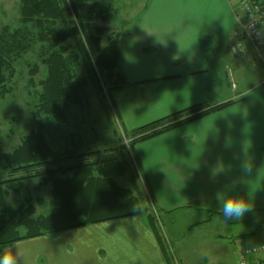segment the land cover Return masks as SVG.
Here are the masks:
<instances>
[{"label":"crops","instance_id":"obj_1","mask_svg":"<svg viewBox=\"0 0 264 264\" xmlns=\"http://www.w3.org/2000/svg\"><path fill=\"white\" fill-rule=\"evenodd\" d=\"M111 1L122 18L134 12L123 21L115 16L125 32V84L114 104L127 133L192 106L232 102L136 142L133 153L149 204L165 219L173 264H237L242 242H264L257 228L226 233L230 223L221 211L229 197L246 204L245 215L264 209V52L235 33L232 0ZM176 209L190 216L183 231H195L193 237L175 233L182 230ZM5 250L19 264H168L144 214L22 240L0 254Z\"/></svg>","mask_w":264,"mask_h":264},{"label":"trees","instance_id":"obj_2","mask_svg":"<svg viewBox=\"0 0 264 264\" xmlns=\"http://www.w3.org/2000/svg\"><path fill=\"white\" fill-rule=\"evenodd\" d=\"M16 25L0 26V103L16 87L17 61L37 45V58L29 68V86L42 66V79L31 110L36 123L12 150L0 144V251L16 242L115 218L144 214L164 250L173 258L156 222V208L146 207L120 180L127 163L111 148L80 150L70 134L64 146L54 148V138L42 118L64 125L71 106L88 105L84 64L96 93L102 88L120 89L125 84L119 62L121 36L111 0H19ZM106 35V36H105ZM105 36V38H104ZM232 102L204 108L196 105L133 129L132 145L181 124L196 120ZM30 108V107H29ZM42 117V118H41ZM37 180L36 184L33 182ZM51 186L50 199L34 198L32 189ZM9 193L21 197L6 203ZM142 202V203H140ZM37 205H36V204ZM37 206L41 212H37Z\"/></svg>","mask_w":264,"mask_h":264},{"label":"rangeland","instance_id":"obj_3","mask_svg":"<svg viewBox=\"0 0 264 264\" xmlns=\"http://www.w3.org/2000/svg\"><path fill=\"white\" fill-rule=\"evenodd\" d=\"M129 1V0H128ZM135 1V0H131ZM19 0H0V26L3 24H9L12 26L16 25V19L18 18V8ZM136 7V6H135ZM131 11L133 9L131 8ZM127 12V10H126ZM134 12L128 13V15H133ZM121 21L128 18L120 17ZM115 15V16H116ZM126 27L123 25V28ZM106 36V35H105ZM104 36V38H105ZM34 49L29 51L24 55V58L17 61V73L16 77V87L12 95L6 96V98L0 103V144L2 147L9 151L12 150L16 145L19 144L21 138L26 134L30 128L36 123L32 121L31 110L34 108L33 105L36 101L34 98L35 93L40 90L39 81L42 79V66H38V72H36L32 78L33 86H29V68L37 58V53L39 48L36 46ZM80 75L85 79L87 83L85 84V92L88 97V105L86 104L84 109L78 107H73L69 109L67 113V122L63 125H58L53 123V121L42 118V123L45 125V130L48 134L54 138L53 147L61 149L64 144L62 140H68L70 136L73 135L75 140H79L80 150H103L111 148L115 155L127 163V171L123 174L120 184L122 186L130 187L135 193H140L139 199H143L146 202V207L152 209L148 201V195L145 188V184L140 178L139 167L135 161L132 145V137L127 133L119 122L118 115L114 104V95L118 89L102 88L101 94L96 93L94 84L91 77L87 74V68L83 64L80 68ZM30 107V108H29ZM31 109V110H30ZM38 181L35 180L33 184ZM51 186L49 183L42 185L39 189L33 190L32 195L34 198L42 197L45 200L50 199ZM21 197L14 193H9L6 198V203L16 205L20 201ZM36 204V203H35ZM37 205V204H36ZM37 206V212H41ZM195 215L191 216V219ZM172 217L176 219H181V229L175 231L178 234H187L184 236H194L195 231L184 232L183 224L187 221L189 215L186 217L182 209H176ZM162 220L160 219V214H157L156 222L164 236L165 232L163 230ZM250 220V222H249ZM228 221L230 223L228 231L225 230L229 235H237L238 233L244 231L246 228H251V230L257 228V232L264 230V209L254 210L249 215L242 214L240 218L229 217ZM244 221H248L247 223ZM179 223V222H178ZM211 231H208L210 233ZM223 232V228H220V233ZM231 233V234H230ZM190 234V235H188ZM223 234V233H222ZM167 237V236H166ZM194 240L191 238V241ZM232 242V241H229ZM169 243V242H168ZM168 244V249L170 254L177 257L174 253L171 244ZM236 243V242H235ZM242 245H251L252 242H247ZM237 246L232 245L229 252L226 253V259L230 262L233 249ZM14 250V249H13ZM16 250V249H15ZM6 251V250H5ZM3 251L0 256L5 252ZM209 256V254H208ZM212 260H216L217 256H212ZM225 259V260H226ZM176 260V259H175ZM17 264H19L17 262Z\"/></svg>","mask_w":264,"mask_h":264},{"label":"built area","instance_id":"obj_4","mask_svg":"<svg viewBox=\"0 0 264 264\" xmlns=\"http://www.w3.org/2000/svg\"><path fill=\"white\" fill-rule=\"evenodd\" d=\"M236 34L247 37L257 53L264 52V4L260 0H232ZM237 264H264V242L242 247Z\"/></svg>","mask_w":264,"mask_h":264},{"label":"clouds","instance_id":"obj_5","mask_svg":"<svg viewBox=\"0 0 264 264\" xmlns=\"http://www.w3.org/2000/svg\"><path fill=\"white\" fill-rule=\"evenodd\" d=\"M246 210V204L233 197H229L221 204V211L225 218H240ZM0 264H17V258L10 251H5L3 255L0 256Z\"/></svg>","mask_w":264,"mask_h":264}]
</instances>
